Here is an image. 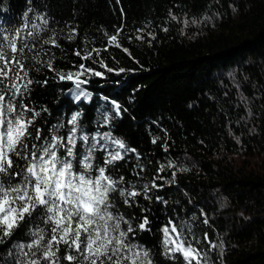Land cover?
I'll use <instances>...</instances> for the list:
<instances>
[{"label":"trees","instance_id":"obj_1","mask_svg":"<svg viewBox=\"0 0 264 264\" xmlns=\"http://www.w3.org/2000/svg\"><path fill=\"white\" fill-rule=\"evenodd\" d=\"M25 12L46 13L56 29L60 47L46 46L56 71L91 70L80 77L87 95L79 100L72 81L46 68L32 73L48 81L31 86L32 106L48 108L49 124L80 112L86 132L135 148L118 168L138 188L162 178L150 200L142 194L131 208L121 205L134 224L149 219L151 231L136 240L154 249L157 264H173L160 255L169 219L221 246L212 264H264V0H0V27L22 25ZM169 161L188 169L174 183L175 169L158 171ZM137 163L143 179L133 173ZM15 239H26L23 230Z\"/></svg>","mask_w":264,"mask_h":264},{"label":"snow or ice","instance_id":"obj_2","mask_svg":"<svg viewBox=\"0 0 264 264\" xmlns=\"http://www.w3.org/2000/svg\"><path fill=\"white\" fill-rule=\"evenodd\" d=\"M49 23L46 13L33 18L25 12L22 25L0 27V249L7 248L0 259L4 264H157L154 249L136 240L138 232L151 231L149 219L145 216L134 224L136 217L122 211L121 205L131 208L142 194L150 200L149 192L163 187L156 183L162 178L154 177L138 188L118 168V162L135 148L110 133L86 132L80 112L66 122L61 117L49 124L42 117L48 108L37 110L31 104V86L48 83L31 75L41 68L56 72L61 81H72L75 87L69 91L75 100L87 95L81 87L87 81L80 77L90 69L83 64L79 65L83 71L75 73L54 69L55 55L46 46L60 45ZM118 34L109 42H116ZM90 58V52L83 56ZM115 107L119 115L120 106ZM165 167L175 169L167 183L175 182L176 171L188 170L169 161L158 171ZM136 168L139 172L133 169L134 175L143 179V165L137 163ZM156 199L167 203L161 196ZM203 223L208 224V219ZM21 230L26 239H15ZM160 232V255L173 264H212L209 252L221 247L207 233L203 239L209 241L208 250L195 246L199 238L186 220L169 219Z\"/></svg>","mask_w":264,"mask_h":264},{"label":"rangeland","instance_id":"obj_3","mask_svg":"<svg viewBox=\"0 0 264 264\" xmlns=\"http://www.w3.org/2000/svg\"><path fill=\"white\" fill-rule=\"evenodd\" d=\"M192 232H193V228H192ZM216 234H218V233H216ZM195 236L199 238V244H195V242H194V245L197 246V247H203L204 249H207L208 250V243H209V241H206V240L203 239L204 234L203 233L202 234H200V233H197L196 234L195 233ZM208 237L212 241V238L210 236H208ZM190 239H191V237H190ZM216 251H217V249L211 250L209 252V255L211 257H214V253L213 252H216Z\"/></svg>","mask_w":264,"mask_h":264}]
</instances>
